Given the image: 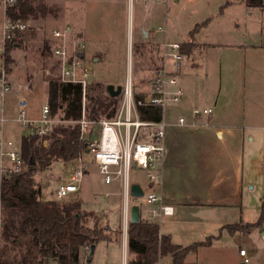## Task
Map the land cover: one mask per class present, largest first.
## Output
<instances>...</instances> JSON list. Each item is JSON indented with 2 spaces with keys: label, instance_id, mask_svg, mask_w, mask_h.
<instances>
[{
  "label": "rangeland",
  "instance_id": "obj_1",
  "mask_svg": "<svg viewBox=\"0 0 264 264\" xmlns=\"http://www.w3.org/2000/svg\"><path fill=\"white\" fill-rule=\"evenodd\" d=\"M33 1L52 7L54 13L25 21L26 29L16 39L19 46L9 52L12 62L6 64V68L11 91L5 96L4 108L10 121L2 126L1 137L18 146L28 131L14 119L21 111L25 119H37L46 104L47 78L55 77L56 73L49 48L48 52L44 48L52 30L61 26L58 22L65 16L81 27L86 43L84 61L91 72V82L103 87L110 83L122 86L130 72L135 86L146 92L151 77L147 50L138 43L139 39L143 40L140 30L152 36L159 33L158 27L163 30L166 27L170 41L187 43L188 33L199 25L195 41L202 48L194 58L185 60L178 83L184 91L188 88L196 95L211 92L212 96H208L211 102L200 104L198 99H192V93L187 106L184 102L166 105L164 121L175 124L181 116L188 118L194 108L211 107L213 115L219 113L221 123L234 127L231 132L238 137L213 141L208 145L209 153L206 149L197 152L198 158L192 161L190 153L183 148L177 154L178 162L171 166V195L182 201L195 197L210 201L212 205L173 206L174 215L161 220L147 214V210L156 209L155 206L142 205L140 216L157 224L177 245L187 247L209 240V245L190 253L185 264H240V249L246 252L247 264H264V221L259 224L264 201V105H261L264 103V77H253L251 89L242 84L245 75L248 78L250 74L251 59L255 55L253 48L248 46L264 45V0H259L260 6H249L248 1L253 0H179L178 3L169 0L167 5H160V16L151 13L150 0ZM64 21L63 24L71 25L66 19ZM3 22L4 11L0 7V48ZM214 42L222 46L208 45ZM237 45H243L241 51L230 49ZM97 56L103 60L94 62ZM248 83L251 82L248 80ZM17 85L21 86L19 91ZM12 94L23 96L24 108L8 107ZM240 113L246 116L242 119ZM248 136L253 140L249 141ZM173 155L176 157V153ZM82 160L86 174L80 190L58 202H79L87 226L100 229L112 239L96 245L92 264H127L129 254L121 233L124 210L121 178L106 185L91 155L83 154ZM35 178L45 198L55 201L52 192L56 178L49 175L48 170ZM129 179L138 183L145 195L159 193L157 185L150 187L143 171L132 168ZM129 203L134 204L136 200L131 199ZM159 264H171V258L164 256Z\"/></svg>",
  "mask_w": 264,
  "mask_h": 264
},
{
  "label": "built area",
  "instance_id": "obj_2",
  "mask_svg": "<svg viewBox=\"0 0 264 264\" xmlns=\"http://www.w3.org/2000/svg\"><path fill=\"white\" fill-rule=\"evenodd\" d=\"M14 1L0 0V7L4 11L0 48V128L10 121L5 115L4 108L5 96L11 91V81L6 68L5 45L9 41L16 40L26 29L25 22L13 21L6 15L7 8L13 5ZM157 31L163 32L164 30L158 27ZM47 41L49 53L53 59L55 76L63 83L80 85L84 94L86 87L91 83V72L84 61L86 43L81 34L71 25L64 24L53 29ZM185 60L186 56L182 52L180 43L164 40L159 44L154 50L149 91L136 89L129 72L121 86L116 113L112 119L88 121L85 118L83 97L82 118L77 123L80 127L81 139L86 141V153L91 155L92 162L103 177L104 184H111L118 178L122 181L124 210L121 233L124 242L127 239L130 224L131 206L137 205L139 209L142 205L155 206L156 209H148L147 214L160 220L163 217L174 215L173 207L166 204L159 193L150 192L146 195L143 193L140 198L130 196V170L134 168L143 171L150 187L161 186L168 128L210 126L209 122L213 116L211 107L194 108L190 111V119L181 116L175 124H168L164 121L165 106L180 104L184 99L185 91L179 85L178 77L184 68ZM151 108L160 109V120L142 118L141 110ZM201 120L202 123H200ZM14 121L28 131L27 135L39 138L49 136L61 125L72 123L51 117L47 104L42 107L37 119H25L24 112L21 111ZM82 156L67 162L56 160L48 167L49 175L56 178L52 192L55 201H62L80 190L83 176L86 174V165ZM23 165L20 142L17 146L16 142L0 137V182L20 172ZM131 199L136 200V203L130 205ZM4 231L0 208V264L6 245ZM89 251L88 246L81 248L80 264H86ZM239 257L240 264L249 262L243 249L239 250ZM49 264L57 263L50 262Z\"/></svg>",
  "mask_w": 264,
  "mask_h": 264
},
{
  "label": "trees",
  "instance_id": "obj_3",
  "mask_svg": "<svg viewBox=\"0 0 264 264\" xmlns=\"http://www.w3.org/2000/svg\"><path fill=\"white\" fill-rule=\"evenodd\" d=\"M254 1L255 4H252ZM248 3L249 6L261 5L259 0ZM53 13L52 7L33 0H15L6 11L8 18L23 22L45 18ZM199 27L196 25L189 32L190 38L194 37ZM17 46V40L6 43L7 66L12 62L9 52ZM44 50L48 52L46 45ZM105 87L91 82L83 94L78 84L63 83L56 76L47 78L46 104L50 116L72 123L59 126L43 138L29 135L21 137L23 169L0 182V208L6 242L1 264H80L83 246L91 247L101 241H110V237L100 229L87 226V218L80 211L79 202L46 199L35 178L38 173L47 170L53 161L67 162L86 153V141L81 139L77 123L82 118L83 97L85 118L88 121L112 119L115 116L119 96L110 97ZM141 115L144 119L158 121L160 109L141 110ZM263 221L264 201L259 224ZM205 245H209V240L187 247L175 245L168 235L160 234L157 224L140 218L137 223L128 225L127 264H159L164 256L171 258V264H185L190 253H195Z\"/></svg>",
  "mask_w": 264,
  "mask_h": 264
},
{
  "label": "crops",
  "instance_id": "obj_4",
  "mask_svg": "<svg viewBox=\"0 0 264 264\" xmlns=\"http://www.w3.org/2000/svg\"><path fill=\"white\" fill-rule=\"evenodd\" d=\"M168 1L169 0H167L166 2H164L163 0H155V1L151 2L150 3L151 4V13H153L156 16H160L161 11H162L161 10L162 8L160 5H162V3L167 5ZM174 2L178 3L179 0H174ZM65 17H64L63 21L58 22V24H60L61 26L64 25L63 22L65 23L64 20L66 19V22L70 23L71 25H74L76 27L75 30L81 34L82 30H81V27H79L78 23H76L74 20H72L71 17L70 18H65ZM140 34L142 35L143 40L141 41V39H139L138 43H142L147 50V56H148V62H149L148 71H149L150 77L152 78V68H153V64H154L153 63L154 62L153 61L154 60V50L164 40L170 41L171 39H170V36L168 34L166 27H165V30L163 32H159L158 34H155L152 36L150 35L149 32H144L143 30H140ZM187 38H188L187 43H180V44H181L182 52L185 54L186 59L189 60V58H194V55L197 54L199 52V49H201L202 47H201V44H198L197 41H195V35L193 38H190L189 33H188ZM174 42H176V41H174ZM190 44H191V46H188ZM208 45L212 46V47L222 46L221 43H216V42L210 43ZM242 46L241 45L231 46L230 49H234L233 51H241ZM248 47L253 48L255 55H254V59H251V66L249 65L250 66L249 67L250 74L248 75V78L245 75V78L243 79L242 84H243V87H245L247 89L248 88L251 89L252 88L251 84L253 85V82H254L253 77H255L257 75H261L264 77V45H263V43H260V45H249ZM95 58H98V62L103 60V57H101V56H97ZM192 65L193 64L190 63V66H192ZM186 67H189V65L187 64ZM184 69H185V64H184L183 70ZM183 70L181 71L178 79L181 77ZM248 80L251 83H248ZM245 83H246V85H244ZM110 84H112V83H110ZM112 85H114V84H112ZM114 86H120V85H114ZM16 87H17V89H16L17 91H19L21 89L20 85H17ZM136 87H137L136 89L143 90L142 88H138V86H136ZM192 93H193L192 99H194V98L198 99L200 104L204 103L205 105H207L209 102H211V97L210 98L208 97V96H212L211 92L208 94L206 92L205 94L199 93L196 95V94H194V92L192 90L190 91V89L187 88V92L185 90V96H184V99L182 101V102H184L185 106H187V104H189V101H190L189 98L192 97L191 96ZM213 98L214 97H212V100H213ZM16 102H17V104H16ZM8 103H9L8 107L11 106L10 107L11 109L16 108V105H18L20 108H24V106L26 105V101L23 100L22 95H16L15 96L14 94H12L8 98ZM261 105H264V103H261ZM253 106H254V104H253ZM237 115H239V114H237ZM240 116H241L240 118L243 119L246 116V114L240 113ZM188 119H190V112L188 114ZM220 120H221V116L219 115V113H217L216 115H213L212 118L210 119V122H209L210 126L209 127H198V128L170 127V128H168V130L166 132V142H165V144H166V156H165L164 167H163V179H162L161 186H158L159 194H161V196H162V198L166 204L171 205L172 207L173 206L202 207V206L212 205L210 203V201L200 200V199H197L195 197H192V199H190L189 201L178 200L176 197L171 195V193L169 191V185L171 183V173L173 170L172 167L178 162V158H177L178 155L177 154L179 153L180 150H182L184 148V150L189 152L190 153V159L192 161V160H196L198 158L199 153L197 154V152H200V151H203L204 149H206L205 151H208V153H209V151H210V149H209L210 145L209 144L212 143L213 141H222L225 139L227 140V139L233 138L234 136L236 138L238 137L237 135H234L233 132H231V128L233 129L234 127L226 125L223 122L221 123ZM1 128H0V137L2 134ZM250 128H255V127H250ZM248 140L249 141L253 140V137L248 136ZM173 153H176V157H174ZM132 184L139 185L136 182H130V186ZM140 188H141V186H140ZM122 199H123V196H122ZM122 199L119 200V202H118L119 208H121V206H122ZM81 208H82V206H81ZM140 218H141V216H140ZM111 230H112V232H114L113 229H111ZM159 232L161 235H166V234L162 233L160 227H159ZM110 241H112V239H110ZM126 244H127V239L124 242L125 248H126ZM173 244H175V243H173ZM175 245H177V244H175ZM178 246H181V245H178ZM181 247H183V246H181ZM95 249H96V246H95ZM94 253H95V250H94ZM93 256H94V254H93ZM93 256H92V258H93ZM92 258L90 259L89 264H92Z\"/></svg>",
  "mask_w": 264,
  "mask_h": 264
},
{
  "label": "water",
  "instance_id": "obj_5",
  "mask_svg": "<svg viewBox=\"0 0 264 264\" xmlns=\"http://www.w3.org/2000/svg\"><path fill=\"white\" fill-rule=\"evenodd\" d=\"M94 62H98V58H95ZM105 91L110 97H113V98L118 97L121 92V86H114L112 84H109L105 87ZM142 195H143V192L139 185L132 184L130 186V196L132 198H140L142 197ZM139 220H140V209L137 205H133L130 208V223L134 224V223H137ZM94 250H95V246H91L86 264L90 263V259L92 258L94 254Z\"/></svg>",
  "mask_w": 264,
  "mask_h": 264
}]
</instances>
